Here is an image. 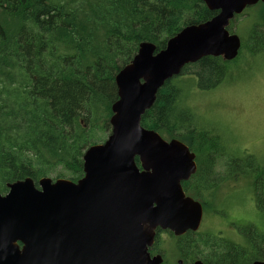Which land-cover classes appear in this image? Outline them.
Instances as JSON below:
<instances>
[{"label":"trees","instance_id":"obj_1","mask_svg":"<svg viewBox=\"0 0 264 264\" xmlns=\"http://www.w3.org/2000/svg\"><path fill=\"white\" fill-rule=\"evenodd\" d=\"M259 3L261 12L240 38L237 56H204L186 64L158 89L140 123L165 139H179L194 153L197 170L182 182L191 196L205 205L222 182L245 176L264 220V159L232 147L227 135L188 103L191 86L215 89L232 80L229 71L238 69L244 52L248 60L264 51V3ZM215 14L202 0H0V193L26 177L35 185L42 177L81 178L84 151L110 131L115 75L140 43L159 50L182 27ZM238 18L229 22L230 32ZM260 229L238 224L240 242L211 231L188 230L181 237L167 232L174 236L171 258L182 251L185 258L211 264L264 260ZM159 231L151 252L160 248L169 263L158 245Z\"/></svg>","mask_w":264,"mask_h":264},{"label":"water","instance_id":"obj_2","mask_svg":"<svg viewBox=\"0 0 264 264\" xmlns=\"http://www.w3.org/2000/svg\"><path fill=\"white\" fill-rule=\"evenodd\" d=\"M202 1L214 16L182 27L159 50L141 42L116 73L110 133L84 151L81 178L42 177L35 185L26 177L0 193V264H161V255L148 251L157 228L176 236L199 229L202 206L181 186L196 171L194 153L143 127L141 116L186 64L204 56L234 59L241 40L229 22L264 3Z\"/></svg>","mask_w":264,"mask_h":264},{"label":"rangeland","instance_id":"obj_3","mask_svg":"<svg viewBox=\"0 0 264 264\" xmlns=\"http://www.w3.org/2000/svg\"><path fill=\"white\" fill-rule=\"evenodd\" d=\"M261 6L259 3L244 9L239 14L236 29L232 27V31L243 39L254 17L261 12ZM247 55L244 52L240 57L238 69L229 71L231 81H224L219 87L209 91L191 86L188 103L201 119H205L209 125H217L230 139L232 147L239 152L248 151L264 159V51L252 57L253 59L247 60ZM109 133L110 131L107 134ZM229 178L207 196L208 203L205 204L199 231L218 234L223 230L224 236L240 242L243 240L242 236L234 231L238 224L251 223L262 230L264 220L253 200L249 178ZM215 207L223 208L221 210L224 214L223 211L215 213ZM172 237L174 236L168 235L166 231L158 233V245L169 256V263L176 262L175 258H171L174 252Z\"/></svg>","mask_w":264,"mask_h":264},{"label":"flooded vegetation","instance_id":"obj_4","mask_svg":"<svg viewBox=\"0 0 264 264\" xmlns=\"http://www.w3.org/2000/svg\"><path fill=\"white\" fill-rule=\"evenodd\" d=\"M196 162V161H195ZM137 164V163H136ZM138 165V164H137ZM197 162H196V170H197ZM196 172V171H195ZM194 172V173H195ZM192 175V174H191ZM190 175V176H191ZM223 183V182H222ZM221 185V184H220ZM220 185H218V187L220 186ZM181 186H182V182H181ZM182 189H183V191H184V193H185V195H188V196H190V197H192L193 199H195L193 196H191V194H189L188 192H186V190L183 188V186H182ZM195 200H197V199H195ZM197 201H199L200 202V204H201V206H202V219H203V212H205V205H204V203L202 202V201H200V200H197ZM221 209H223V208H216L215 207V213H221L223 210H221ZM223 214H224V211H223ZM202 222V221H201ZM201 225V224H200ZM200 229V228H199ZM199 229L197 230V232L199 231ZM158 230H160V231H166V232H170L172 235H174L171 231H169V230H163V229H161V228H157L156 229V231H155V236H156V233H157V231ZM236 229H234V231H235ZM187 232H185L184 234H182V235H185ZM223 233H224V231L222 230V232L221 233H218V234H215V235H217L218 237H222V238H225L226 236H224L223 235ZM182 235H180L179 237H181ZM174 236H176V235H174ZM178 237H176V239H177ZM175 239V240H176ZM154 243H155V237H154V241H153V244L148 248V251H149V254H150V256H153V255H156V254H159V255H161V257H162V262H161V264H178L179 263V261L181 262V264H193L196 260H200L201 262H203L204 264H211V263H208V262H205L204 260H202L201 258H198V257H194V256H192V257H190L189 259L188 258H185L184 256H183V253H182V251L180 252V254H181V257H179L178 256V254L176 255V257L174 256L173 258H175L176 259V262L175 263H166V259H164V257H163V255H162V253H160V252H162L160 249H159V251L158 252H151V249H152V247H153V245H154ZM175 253H176V249H175Z\"/></svg>","mask_w":264,"mask_h":264},{"label":"bare ground","instance_id":"obj_5","mask_svg":"<svg viewBox=\"0 0 264 264\" xmlns=\"http://www.w3.org/2000/svg\"><path fill=\"white\" fill-rule=\"evenodd\" d=\"M256 33V32H255Z\"/></svg>","mask_w":264,"mask_h":264}]
</instances>
